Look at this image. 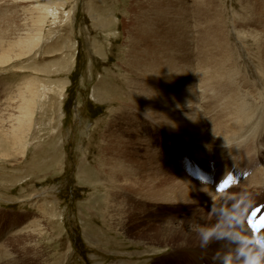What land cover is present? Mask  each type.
<instances>
[{"label":"rangeland","instance_id":"obj_1","mask_svg":"<svg viewBox=\"0 0 264 264\" xmlns=\"http://www.w3.org/2000/svg\"><path fill=\"white\" fill-rule=\"evenodd\" d=\"M164 7L170 9L165 20L156 15ZM161 17L168 28L160 27ZM153 20L158 35L146 38L156 57L170 46L183 65L182 80L155 81L159 88L152 80L137 82L190 100L182 113L199 120L197 145L180 142L157 123L135 89L133 46ZM258 25L251 0H0V117L8 111L16 116L5 131L8 144L0 147V264H221L226 256L216 242L233 232L227 227L214 243L199 244L200 238L182 247L176 245L180 236L162 240V228L167 222L197 226L194 217L220 203L236 216L242 207L248 212L264 204V188L250 182L264 171ZM167 29L176 31L169 43L162 36ZM34 37L40 41L30 52L25 41ZM1 55L9 61L1 63ZM28 84L37 104L24 130L17 125L18 106ZM219 121L232 123V130L217 133L211 144L216 129L224 131ZM16 127L26 147L15 148ZM228 136L232 143L230 137L219 145ZM121 146L127 159L139 163L138 171H145L139 152H152L164 168L158 177L167 183L186 179L178 164L185 155L211 169L215 162L216 179L231 169L251 174L225 196L210 193L165 206L161 191L154 197L153 188L112 179V150Z\"/></svg>","mask_w":264,"mask_h":264},{"label":"bare ground","instance_id":"obj_2","mask_svg":"<svg viewBox=\"0 0 264 264\" xmlns=\"http://www.w3.org/2000/svg\"><path fill=\"white\" fill-rule=\"evenodd\" d=\"M169 11H170V9H167L164 7L163 9L161 8L159 10L158 14H156V15L163 16L164 17L163 19L165 20L166 17H168L166 15H168L170 13ZM171 12H172V10H171ZM251 14L256 16L257 22L260 23V25H258V26L260 27L261 34L260 35L256 34V36H257L256 38L258 41H262V43L264 44V0H251ZM143 18H145V17H143ZM168 19H171V18H168ZM158 20H160L159 22L161 23L162 17H161V19L158 18ZM145 25H146V23H145ZM156 26H159L157 21L153 20L150 23H148L145 26L144 30H142V33L139 35L138 41L135 42L136 44L134 43L135 45L133 46V48L136 50L133 54H137L134 56V60H137V61H135V65H133V67L135 68L136 73L138 74V78L136 79V83H135V86H136L135 89L138 93H140L139 95L142 98L145 106L148 107V109L152 112L153 116L154 115L156 116L155 118L157 119L156 120L157 123H161V126H163V127L165 126L168 130L173 132L176 135V138L180 142L182 141L185 144H190V146H191V144L197 145L198 143L196 144V142H194V141H197L198 139L199 140L202 139L199 126H197L198 124H200L199 120H197V116H195V115L187 116L186 114L182 113L183 109H186L188 107V105L191 104L190 100L189 101L186 100L185 97L182 96L183 95L182 92L175 91V93L174 92H170V93L167 92L166 93V90H164L162 88V86H161L162 89H155L153 86L147 85L145 83L143 84L142 81H141L142 82L141 84L138 83L139 82L138 79H142L144 81L152 80L154 82L155 81H164V80L170 81L174 78H177V77L179 78L181 76L180 71L182 70L181 68H183V65L181 64V61H177V59H174L173 56L170 54L171 53L170 46L168 47V49L166 48V49L159 51V53H160L159 55L161 57L155 56L157 54V51L155 49H153V47L150 45V41H148L146 37H148L149 34L151 35V37H154V38L157 37L158 33H156V32H157L158 28H156ZM154 27H155V29H153ZM160 27L168 28L164 22H163V24L162 23L160 24ZM182 27H181V29H182ZM174 29H171V30L167 29V31H165L162 34V36H164L163 37L164 41H166V42L172 41V37L175 35V32H176ZM155 33H156V35H155ZM39 41H40L39 37L30 38L27 41H25V44H26L25 47L27 49H29L30 52H32L36 48V46L39 44ZM145 43H147L146 44L147 48L144 47L142 49H139V52H138L137 51L138 45H140V46L144 45L145 46ZM165 45H167V44H165ZM17 55H19V54H16V56ZM6 56L7 55H3V56L1 55V59H2L1 63L9 61V60L4 59ZM8 56L10 57V55H8ZM175 57H177V56H175ZM138 60H139V62H138ZM180 65L182 66L181 68H180ZM186 73H187V71H186ZM186 73H184V74L186 75ZM179 79H181V78H179ZM137 80H138V82H137ZM157 83H159V82H157ZM157 83L155 82L154 84L157 85ZM39 84H40V82H39ZM36 85H38V84H36ZM29 86H30V84L25 86V89H26V91L24 90L25 92L20 90V94H22V95H20V99H19L20 104L18 106L19 116L17 119V121H18L17 125L20 129H24V130H26L27 126L32 125L33 120H34V115L36 112V104H37L35 101L36 92L34 89L29 90ZM157 86H158L157 88H159V85H157ZM31 88H33V87H31ZM28 93H30L29 94L30 96H28ZM132 94H134V92H132ZM10 105H11V103H9L4 108V110L6 111L8 106H9V109H11L12 106H10ZM9 112L10 111L5 112V114L8 115L7 117H2V116H1L2 118L0 117L3 121V123H2L3 125H2V128L0 130V147H1V143L4 146L8 144V134H5V131L7 130V125L12 127L13 124H15V117L16 116L14 113H9ZM224 121H219L221 123L224 131H219L220 128L216 129L217 131L215 130L216 132L213 133L214 137H211V139H213V141H214V142L211 141L210 142L211 144L217 143V142L215 143V140H217V137H218L217 133L219 135L222 132H225V130H226V132H231L232 123H231V125H229L227 122L225 123ZM18 127L14 128L12 130V131H14V133L12 135H15L16 140H17V143H15V148H19L20 146L26 147V143H27L26 139L27 138L25 136H21V134L19 133L21 130ZM216 127H218V126H216ZM223 129H221V130H223ZM201 130H203V129H201ZM22 132H25V131H22ZM121 134H122V131H121ZM127 134H128V132H127ZM124 135H126V134H124ZM208 136H209V133H208ZM231 136H228L226 141H224L222 143L219 142V145L220 144L227 145L228 144L227 140H230L229 138ZM204 139L205 138L203 137V140ZM231 139L232 140L229 142L232 143L233 138L231 137ZM122 146H124V145H122ZM122 146L119 149L112 150V152H115L114 157L112 155L113 158L111 157V160H110L111 162L109 164V170L111 172L112 179L114 181L115 180L119 181L121 179L124 182H126V185H128V186L134 187V186H136V184H135V182H136V183H138L137 185H139V186L142 185L145 189L146 188H153V189H155V192H157L156 194L154 193L155 194L154 197H157V194L159 193V191H161V193L164 195V198L162 201H165V206H170L171 203H173L175 200H178V199L189 200L193 197H197L199 200H201L202 198H207V197L211 198L210 193H217L221 197L226 195V193L216 192L215 189L209 185H206V184L203 185L200 182L193 181V180L189 179V177H186L185 180L183 178L178 177V179H175L169 183L164 182L163 180H160V178L158 176L162 175L161 173H163L164 168L162 166L160 167V160H157L155 158L154 154L150 151L148 152V150L146 152L144 151L143 154L141 152H139L141 158L144 160L145 171H142V170H141L142 172L138 171L140 169V168H138V166L140 167L139 163L136 162L138 164V166H137L136 163L127 159V156L124 155V153H122L124 150L122 148ZM137 146H138V144H137ZM210 146H213V145H209V147ZM131 147H132V151H133V147L135 148V145L134 146L130 145V150H131ZM126 150L128 151V148ZM135 151H138V150H135ZM142 151H143V149H142ZM112 152H111V154H112ZM117 152H119V153H117ZM206 154H207V152H206ZM123 155L126 157V159H123ZM204 155H205V153H204ZM206 158L207 157H205L204 159H206ZM209 160H210V158H209ZM215 164L216 163L213 162L212 167L215 169V173L216 172L219 173L218 167H217V165L215 166ZM209 165H210V163H209ZM203 166L205 167L204 168L205 170L213 173L212 169L208 166V164L207 165L205 164ZM151 167H153L154 169H155V167H160V170L159 171L157 170L158 172L152 171V170H150ZM141 168H143V165H141ZM237 170H239V169H237ZM239 171L241 173H250V172H245L242 170H239ZM224 172H225L224 174L227 173V171H224ZM216 176L217 175H215V177ZM257 176L255 175V177H257L256 179H254V177H252V179L250 180L251 186H256L257 188H260V187L264 188V171L259 170ZM223 177L224 176H221L219 178H223ZM240 182H239V184H240ZM128 183H130V184H128ZM122 185L124 186V184H122ZM235 187H238V186H234L233 188H235ZM145 189L141 190V192L144 191ZM142 194L143 193H141V195ZM154 197L153 198L151 197V199H154ZM178 201H180V200H178ZM218 202H219V200H218ZM259 205H257V206H259ZM257 206H255V207H257ZM214 207L209 206L210 210L209 209H208V211L204 210L203 213H201L199 216L194 217V222L198 223L197 226L193 225L190 228H184L182 226L181 227L177 226L176 224L171 223V222L165 223L164 224L165 227L162 228V231L165 232L162 240L169 241V240H171L170 239L171 237L180 236L181 240L179 241V243L176 244L177 247L188 246L190 243L189 240H193V239L195 240V239H200V238L202 239V232L210 231L208 229V224L211 221H213L212 222L213 223L212 224L213 225L212 226V232L214 233V235L212 238H210L208 243H211L212 241L216 240L215 236H216V233H218V231H221L220 228H222L223 226L227 227L228 231L231 230L233 232L230 233V235H228V237L222 236L221 238H219L217 240L216 243L220 246L224 255L226 257H229V264H243V261L239 258L238 254H237V250L241 249V248L249 250V251L255 250V245L250 243V240H252V234L247 227L246 220H245V222H239L238 223L235 219L236 215H234L222 203L218 204V206L215 207V210H213ZM255 207H253V208H255ZM253 208H251V209H253ZM234 233H238L242 236L243 243H238L232 238V234H234ZM262 233H264V229L262 230ZM201 239H200V242L198 240H196V242L198 241L200 244L201 242H203V239L202 240ZM212 243H214V242H212ZM165 244H167V243H165ZM197 261H199V259L196 260L195 262H197Z\"/></svg>","mask_w":264,"mask_h":264},{"label":"clouds","instance_id":"obj_3","mask_svg":"<svg viewBox=\"0 0 264 264\" xmlns=\"http://www.w3.org/2000/svg\"><path fill=\"white\" fill-rule=\"evenodd\" d=\"M247 212V206L242 207L239 211V214L235 217L236 221L243 222L244 215ZM214 233L212 231H204L202 232V239L205 244L208 243L210 238H212ZM232 238L238 242L243 243V238L240 234L234 233L232 234ZM237 254L239 258L243 261V264H264V242L259 244H255V250L249 251L246 249H238ZM221 264H229V257H225Z\"/></svg>","mask_w":264,"mask_h":264}]
</instances>
